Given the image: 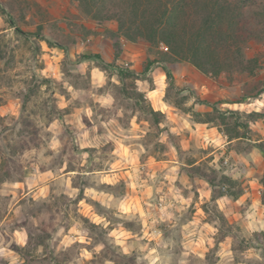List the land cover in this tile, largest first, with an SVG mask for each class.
<instances>
[{"label": "rangeland", "instance_id": "rangeland-1", "mask_svg": "<svg viewBox=\"0 0 264 264\" xmlns=\"http://www.w3.org/2000/svg\"><path fill=\"white\" fill-rule=\"evenodd\" d=\"M113 30L74 0H0V264H264V40L244 46L254 77L212 78ZM212 81L251 104L210 103ZM190 110L235 140L207 142Z\"/></svg>", "mask_w": 264, "mask_h": 264}, {"label": "trees", "instance_id": "trees-1", "mask_svg": "<svg viewBox=\"0 0 264 264\" xmlns=\"http://www.w3.org/2000/svg\"><path fill=\"white\" fill-rule=\"evenodd\" d=\"M74 1L97 26L113 21L115 30L111 32L117 37L163 45L165 50L157 51L161 56L155 59L156 62L186 61L212 78L222 73L230 76L238 72L254 77L259 68L258 58L248 57L244 51L245 44L251 39L264 40V3L258 0ZM253 8L258 18L254 26L251 23ZM166 74L171 78L170 72L166 71ZM263 91L264 87L259 90ZM138 94L143 98L142 93ZM150 112L156 113L152 108ZM190 114L195 122L210 123L219 118L223 123L224 120L221 113L215 117L210 112L190 110ZM244 114L250 121L263 116L255 111ZM240 125L248 128L247 123ZM255 144L264 151L262 141ZM259 183L264 208V169Z\"/></svg>", "mask_w": 264, "mask_h": 264}, {"label": "crops", "instance_id": "crops-1", "mask_svg": "<svg viewBox=\"0 0 264 264\" xmlns=\"http://www.w3.org/2000/svg\"><path fill=\"white\" fill-rule=\"evenodd\" d=\"M203 90L202 92V98H205L206 100H208L210 103H214L215 102H219L220 105H224L227 106L228 109L231 110H236V109H240L243 110L245 108V106L250 105V102H237V101H223L221 98H223V88L221 86H218L215 82H211L209 83L208 86L206 85H202L201 87ZM144 92V96L145 98H148L150 100V104L154 109H160L163 112L164 108H170V104H168L167 102H164L163 100H161V103H163V107L161 105H159V99L160 97L158 96L161 92V90L158 89L157 86H155L154 88L151 89H142ZM159 94L155 97V99H151V95L155 92H158ZM163 94V93H162ZM258 109H260V107H256ZM211 108L209 106H205L204 109H201L203 111H209ZM257 110V109H256ZM169 114V111L167 112ZM190 128L192 129L193 132H195L196 134H198L199 136H201V138H203L204 140H206L207 142H213L214 144L220 143L222 141L226 140V143H231L235 140V138H224V136L217 130V128L211 124L208 123H201V122H191ZM193 134V133H192ZM224 138V139H223ZM256 153V148L252 147L249 150V154L250 155H255ZM231 156L237 158L239 156L238 152H236L235 150H231L230 151ZM257 164L256 165V169H254V171L257 170V172L259 174L262 173L263 171V166H262V162L260 164V159H257ZM255 179V181H254ZM257 178H253V180H249V182L251 183L250 187H251V195L253 198V202H256V200L258 199V194L260 192V183L258 181H256Z\"/></svg>", "mask_w": 264, "mask_h": 264}]
</instances>
